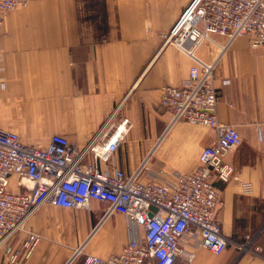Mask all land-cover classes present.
I'll return each mask as SVG.
<instances>
[{"label":"crops","instance_id":"crops-1","mask_svg":"<svg viewBox=\"0 0 264 264\" xmlns=\"http://www.w3.org/2000/svg\"><path fill=\"white\" fill-rule=\"evenodd\" d=\"M25 1L0 27V128L35 148L44 149L58 135L80 151L92 141L102 144L122 125L119 147L98 166L129 176L147 159L141 183L171 181L198 167L199 153L216 131L172 123L160 107L163 89L182 86L192 66L163 39L191 0ZM211 38L225 50L207 42L197 57L215 61L218 122L241 138L226 156L235 179L214 181L221 200L216 218L233 248L214 255L188 234L180 247L194 257L173 264H264V47H251L247 36ZM83 161L94 159L88 153ZM242 183L250 193L241 192ZM105 209L94 200L79 210L42 204L6 243L20 250L28 234L39 236L18 264H83L87 256H117L141 228L118 213L104 217ZM0 264H7L1 251Z\"/></svg>","mask_w":264,"mask_h":264},{"label":"built area","instance_id":"built-area-1","mask_svg":"<svg viewBox=\"0 0 264 264\" xmlns=\"http://www.w3.org/2000/svg\"><path fill=\"white\" fill-rule=\"evenodd\" d=\"M24 7L25 0H0V27L9 12ZM216 35L229 40L247 36L251 47H264V0H191L163 36L164 44L175 46L192 66L182 86L163 89L160 107L171 113L172 123L216 131V139L202 148L192 173L175 174L171 181L141 183L138 176L146 169L147 159L129 176L120 170L103 171L98 162H107L119 147L122 125L102 144L92 141L80 151L58 135L44 149L35 148L21 143L15 132L0 128V251L7 264L28 258L40 240L28 234L20 250L6 243L34 209L48 203L79 210L91 200L106 206L104 217L121 214L142 234L129 239L119 255L87 256L83 264H173L178 257L190 262L194 254L180 247L188 234L211 254L226 250L230 240L216 218L221 200L214 181L227 184L235 179L226 156L240 145L241 138L234 127L218 122L217 92L212 86L215 61L197 57V50L207 42L220 53L225 50L212 40ZM88 153L93 163H84ZM12 177L17 180L13 182ZM12 185L24 191L14 192ZM241 192L250 193V185L242 183Z\"/></svg>","mask_w":264,"mask_h":264},{"label":"rangeland","instance_id":"rangeland-1","mask_svg":"<svg viewBox=\"0 0 264 264\" xmlns=\"http://www.w3.org/2000/svg\"><path fill=\"white\" fill-rule=\"evenodd\" d=\"M233 248V242H229L227 245V249H232Z\"/></svg>","mask_w":264,"mask_h":264},{"label":"bare ground","instance_id":"bare-ground-1","mask_svg":"<svg viewBox=\"0 0 264 264\" xmlns=\"http://www.w3.org/2000/svg\"><path fill=\"white\" fill-rule=\"evenodd\" d=\"M120 130L124 131V127H121V129H120Z\"/></svg>","mask_w":264,"mask_h":264}]
</instances>
